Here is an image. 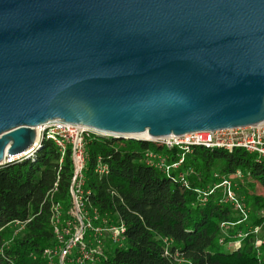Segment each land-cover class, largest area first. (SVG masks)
<instances>
[{
	"label": "water",
	"instance_id": "water-1",
	"mask_svg": "<svg viewBox=\"0 0 264 264\" xmlns=\"http://www.w3.org/2000/svg\"><path fill=\"white\" fill-rule=\"evenodd\" d=\"M53 119L146 141L264 123V0H0V165Z\"/></svg>",
	"mask_w": 264,
	"mask_h": 264
},
{
	"label": "trees",
	"instance_id": "trees-1",
	"mask_svg": "<svg viewBox=\"0 0 264 264\" xmlns=\"http://www.w3.org/2000/svg\"><path fill=\"white\" fill-rule=\"evenodd\" d=\"M147 150L165 156L168 163L183 153L177 146L146 140L111 136L87 140L86 209L125 223L123 245L105 239L99 264H177L175 253L191 264H264V194L257 192V184L264 187V157L242 148L194 145L176 169L165 173L146 163ZM98 158L109 167L102 177L95 172ZM236 170L242 173L236 192L248 208L247 218L240 222L223 202L220 189L200 193L219 181L214 173L229 175ZM180 172L186 186L177 178ZM72 174L71 147L60 161L51 140H43L31 158L0 165V264L46 263L43 252L56 243L52 205L59 203L61 218L68 216ZM238 231L246 235L238 245H230ZM257 238L262 240L258 246ZM166 240L169 255L164 254Z\"/></svg>",
	"mask_w": 264,
	"mask_h": 264
},
{
	"label": "built area",
	"instance_id": "built-area-1",
	"mask_svg": "<svg viewBox=\"0 0 264 264\" xmlns=\"http://www.w3.org/2000/svg\"><path fill=\"white\" fill-rule=\"evenodd\" d=\"M36 142L26 152L7 157L5 163L18 162L34 156L41 147L43 140H51L60 152V161L66 147H71V157L73 162V174L69 186L71 205L68 216L61 218L62 211L59 203L52 205L51 224L56 243L54 246L44 250L43 254L47 258L45 264H99L100 258L104 255V240H109L112 244L122 246L125 241V223L111 222L107 217H101L95 210L86 209V195L88 190L83 189L84 170L87 161L86 143L89 138L94 136H105L99 131L86 125L66 122L61 119H53L35 127ZM152 142L166 147H179L183 153L177 161L168 163L166 157L152 150L145 152L146 163L156 167L165 173H170L176 169L183 161V155L190 153L194 145L206 147H217L230 150L232 148H242L246 152L255 154L256 157H264V123H257L244 126L226 127L214 130H200L185 133L182 135H170L155 139ZM108 164L100 158L97 159L95 172L99 177L107 174ZM219 181L206 187L200 193L204 195L220 189L222 200L228 203L240 216V221H244L248 216V208L243 197L236 189L238 180L242 178V173L236 170L229 175H219L214 173ZM177 178L183 185H187L184 173H179ZM56 186V183H55ZM55 189V188H54ZM16 225L21 223L16 222ZM221 226H225L222 223ZM258 232V227L252 229ZM246 233L238 231L234 234L235 241L230 245H238L240 239ZM166 243L164 254L169 255L168 242ZM222 242V239L220 240ZM262 240L256 239L255 245H260ZM177 264H191L178 253L174 254Z\"/></svg>",
	"mask_w": 264,
	"mask_h": 264
},
{
	"label": "rangeland",
	"instance_id": "rangeland-1",
	"mask_svg": "<svg viewBox=\"0 0 264 264\" xmlns=\"http://www.w3.org/2000/svg\"><path fill=\"white\" fill-rule=\"evenodd\" d=\"M257 192L264 194V187H262L261 185L257 184Z\"/></svg>",
	"mask_w": 264,
	"mask_h": 264
},
{
	"label": "bare ground",
	"instance_id": "bare-ground-1",
	"mask_svg": "<svg viewBox=\"0 0 264 264\" xmlns=\"http://www.w3.org/2000/svg\"><path fill=\"white\" fill-rule=\"evenodd\" d=\"M128 136H133V137H138V138H149L148 135H137V134H132Z\"/></svg>",
	"mask_w": 264,
	"mask_h": 264
}]
</instances>
